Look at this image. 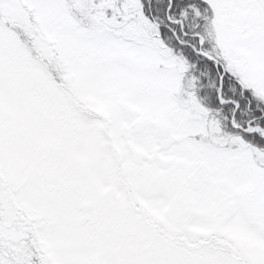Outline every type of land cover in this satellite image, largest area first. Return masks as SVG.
Instances as JSON below:
<instances>
[{"label": "snow or ice", "instance_id": "6c2138e0", "mask_svg": "<svg viewBox=\"0 0 264 264\" xmlns=\"http://www.w3.org/2000/svg\"><path fill=\"white\" fill-rule=\"evenodd\" d=\"M0 264H264V0H0Z\"/></svg>", "mask_w": 264, "mask_h": 264}]
</instances>
